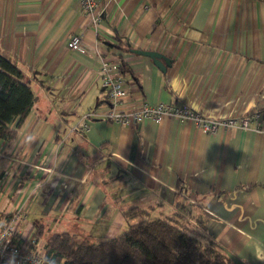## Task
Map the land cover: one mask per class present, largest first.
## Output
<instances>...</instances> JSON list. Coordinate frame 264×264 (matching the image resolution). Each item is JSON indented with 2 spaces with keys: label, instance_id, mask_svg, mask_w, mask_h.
<instances>
[{
  "label": "crops",
  "instance_id": "1",
  "mask_svg": "<svg viewBox=\"0 0 264 264\" xmlns=\"http://www.w3.org/2000/svg\"><path fill=\"white\" fill-rule=\"evenodd\" d=\"M93 1L97 27L77 0H0V53L35 98L15 139L0 141V212L21 208V226L44 232V217L24 223L27 214L55 209L77 233L100 228L109 239L124 225L120 206L176 196L200 209L236 264H264V0ZM72 36L80 51L67 48ZM97 51L117 58L129 102L186 107L205 120L255 115L260 130L209 135L165 118L93 120L70 132L103 109ZM133 51L157 52L170 67L160 72Z\"/></svg>",
  "mask_w": 264,
  "mask_h": 264
},
{
  "label": "trees",
  "instance_id": "2",
  "mask_svg": "<svg viewBox=\"0 0 264 264\" xmlns=\"http://www.w3.org/2000/svg\"><path fill=\"white\" fill-rule=\"evenodd\" d=\"M34 96L23 73L0 53V141L11 143L26 120ZM181 192L180 183L176 185ZM158 206L181 209L192 218L197 237L179 230L169 219L150 217L153 207L120 206L126 228L112 238L91 243L87 238L57 233L44 241V253L55 264H236L207 233L201 211L185 200ZM11 213L5 215L8 218ZM139 218L135 223L131 220ZM42 226L34 230L41 239Z\"/></svg>",
  "mask_w": 264,
  "mask_h": 264
},
{
  "label": "built area",
  "instance_id": "3",
  "mask_svg": "<svg viewBox=\"0 0 264 264\" xmlns=\"http://www.w3.org/2000/svg\"><path fill=\"white\" fill-rule=\"evenodd\" d=\"M77 2L80 11L91 16L92 25L97 27L98 20L93 15L98 5L93 0H77ZM66 46L70 51H80L79 37H70ZM97 60L98 76L104 90L103 109H94L85 113L70 132L87 131L93 120L134 127L144 120L157 124L165 118L192 121L201 133L209 135L219 130H260L255 115L244 118L205 120L186 107H174L161 103L150 106L143 101L129 102L127 87L124 85L117 58L107 52L97 51ZM10 213L11 215L6 218L5 215L9 213L0 212V264H55L51 261V255L47 256L44 253L43 242L34 237V230L21 226L24 219L22 209L18 208Z\"/></svg>",
  "mask_w": 264,
  "mask_h": 264
},
{
  "label": "rangeland",
  "instance_id": "4",
  "mask_svg": "<svg viewBox=\"0 0 264 264\" xmlns=\"http://www.w3.org/2000/svg\"><path fill=\"white\" fill-rule=\"evenodd\" d=\"M187 202V201H186ZM158 203V202H157ZM156 203V204H157ZM153 202L147 203L145 205H140L141 208H145L146 206L153 207L154 210L150 213V217H160L164 219H169L171 224H173L175 227H177L179 230H182L186 233H188L190 236L197 237V229L195 227L194 221L192 218H189L188 215H186L181 209H174L169 208L167 206H158ZM55 209H52L48 215L42 214L40 212V208L35 206L33 210L28 213V217L24 223L27 221L32 222L36 225V219L38 216H42V222L44 223V232L40 239L41 242L44 243L45 239L52 235L57 233H69L76 235L78 240H82L83 238H87L91 243H98L104 239H107L108 236L102 232L100 228L92 229L90 232V237H86L87 235H82L80 233H77L73 228L70 229V220L68 218H65L63 215H57L54 213ZM40 218V217H39ZM139 220V218L131 220L130 224L135 223ZM125 226H122L119 231L115 233L117 235L119 232L125 230ZM114 235V236H115Z\"/></svg>",
  "mask_w": 264,
  "mask_h": 264
},
{
  "label": "water",
  "instance_id": "5",
  "mask_svg": "<svg viewBox=\"0 0 264 264\" xmlns=\"http://www.w3.org/2000/svg\"><path fill=\"white\" fill-rule=\"evenodd\" d=\"M133 53L138 56L149 58L160 72H164L166 68L170 67V60L157 52L133 51Z\"/></svg>",
  "mask_w": 264,
  "mask_h": 264
}]
</instances>
